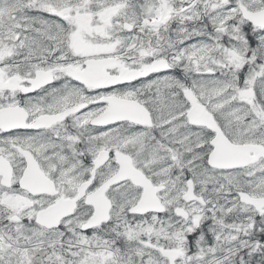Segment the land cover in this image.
I'll return each mask as SVG.
<instances>
[{"label": "snow or ice", "instance_id": "snow-or-ice-1", "mask_svg": "<svg viewBox=\"0 0 264 264\" xmlns=\"http://www.w3.org/2000/svg\"><path fill=\"white\" fill-rule=\"evenodd\" d=\"M0 264H264V0H0Z\"/></svg>", "mask_w": 264, "mask_h": 264}]
</instances>
